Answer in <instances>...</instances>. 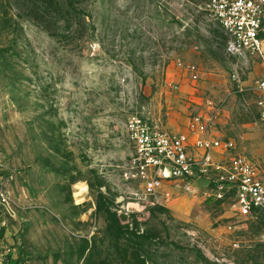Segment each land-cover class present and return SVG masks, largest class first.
I'll return each instance as SVG.
<instances>
[{
  "label": "rangeland",
  "instance_id": "obj_1",
  "mask_svg": "<svg viewBox=\"0 0 264 264\" xmlns=\"http://www.w3.org/2000/svg\"><path fill=\"white\" fill-rule=\"evenodd\" d=\"M226 39L188 0H0L2 264H264V211L234 215L205 177L159 202L128 177L135 112L183 130L203 113L264 168V66Z\"/></svg>",
  "mask_w": 264,
  "mask_h": 264
},
{
  "label": "built area",
  "instance_id": "obj_2",
  "mask_svg": "<svg viewBox=\"0 0 264 264\" xmlns=\"http://www.w3.org/2000/svg\"><path fill=\"white\" fill-rule=\"evenodd\" d=\"M188 1L223 30L229 52L256 57L264 66V0ZM189 72L194 78L199 76L194 67ZM255 90L257 117L264 124V73ZM209 124L208 116L197 113L189 118L185 130L172 129L149 116L132 113L125 124L133 147L128 177L138 182L153 202H159L168 183L205 177L215 198L232 201L234 215L257 217L264 211V168L248 156L232 152L233 140L215 137ZM6 179L0 177V231L6 216L14 213ZM6 249L0 237V264Z\"/></svg>",
  "mask_w": 264,
  "mask_h": 264
}]
</instances>
